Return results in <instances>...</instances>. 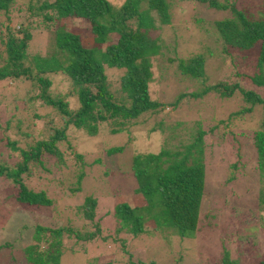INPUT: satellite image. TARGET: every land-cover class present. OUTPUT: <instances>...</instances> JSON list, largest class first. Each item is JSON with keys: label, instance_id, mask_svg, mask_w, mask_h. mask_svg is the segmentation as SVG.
Listing matches in <instances>:
<instances>
[{"label": "rangeland", "instance_id": "1", "mask_svg": "<svg viewBox=\"0 0 264 264\" xmlns=\"http://www.w3.org/2000/svg\"><path fill=\"white\" fill-rule=\"evenodd\" d=\"M29 1L14 0L10 20L0 14V24H9L20 31L19 36L27 28L28 54L49 57L52 52L49 43L54 35L44 29L33 30L40 19L32 18L27 12ZM31 1L36 5L38 0ZM107 1L117 10L126 0ZM168 3L170 25H161L151 12L156 26H160L153 36L160 34L165 38L160 42L161 54L150 58L152 81L148 85L150 99L164 106L127 124L118 134H112V128L105 123L93 137L68 126L65 140L57 143L64 157L59 160L44 155L39 163L30 164L27 176H21L28 189L44 192L52 204L43 213L34 210L40 215L27 213L23 210L26 208L9 199L8 181L0 178V246L8 243L0 249V264L25 263L20 248L32 243L30 236L38 225L71 230L69 236L64 235L59 264H222L224 253L230 264H261L264 173L261 179L252 136L256 131L264 132V109L257 105L251 113L243 114L240 111L248 106L238 93L218 98L211 96H217L212 91L204 92L207 83L222 80L237 82L245 90L258 91L248 79L242 78L256 71L254 62L243 65L238 59L234 67L228 57H208L209 52L216 56L220 47L212 24L231 18L229 9L217 10L196 0H168ZM228 4L245 8L255 18L264 11L263 0H228ZM139 8L145 10L146 4L141 2ZM62 25L65 31L80 35L85 47H94V38L86 23L68 20ZM1 33H5L4 28ZM4 49V43H0V53ZM197 54L206 57V83L183 79L176 69L180 59L188 60ZM4 63L5 57H2L0 66ZM24 65L28 67L29 63ZM236 71L242 76H233ZM123 74L124 70L105 68L111 90L118 87ZM47 77L51 95H69L71 82L65 74L49 73ZM29 90V81L25 80L0 83V164L7 167H15L21 158L5 145L6 141L26 149L32 139H44L54 126L61 128L65 122L45 100L31 101L30 98L38 97L39 91L29 93ZM196 93H202V97ZM260 94L263 96L264 89ZM177 99L176 104L169 106ZM66 102L71 111L79 107L75 96L67 97ZM235 113L240 114L231 116ZM18 120H21L19 126ZM199 131L203 133L201 162L205 187L196 234L180 238L174 228L159 225L155 229L151 220L146 223L145 233L137 238L115 232L113 208L123 202L131 204L136 188L131 170L133 157L158 154L161 150L183 153ZM113 148L122 150L108 155L107 151ZM197 156L195 153L196 159ZM10 186L11 195L16 196L18 187ZM86 197L97 201L92 220L85 218L82 208ZM89 235L92 236L89 240L82 238Z\"/></svg>", "mask_w": 264, "mask_h": 264}, {"label": "trees", "instance_id": "2", "mask_svg": "<svg viewBox=\"0 0 264 264\" xmlns=\"http://www.w3.org/2000/svg\"><path fill=\"white\" fill-rule=\"evenodd\" d=\"M196 1L207 3L217 10L229 9L231 12V18L212 24L220 47L216 56L209 52L208 57H228L234 67L238 64V59L243 65L254 62L256 71L252 75L242 76L236 71L233 76H242L259 89L245 90L237 82L222 80L207 83L204 92L212 91L217 96H211L218 98H229L238 93L248 106L240 111L243 114L251 113L257 105L264 109V94H260L264 89V11L255 18L245 8L238 9L234 4H228V0ZM13 2L14 0H0V14L7 21L11 17ZM141 2L146 4L145 10H140ZM170 6L168 0H126L117 10H113L107 0H38L36 5L30 0L27 12L32 18L40 19L33 30L44 29L54 35L49 43L52 50L49 57L28 54L30 33L27 28L19 36L20 31H15L9 24H0V43L5 45L4 52L0 53V59L5 57V63L0 66V83L8 80L18 83L21 80L29 81L28 92L39 91L38 97L30 100H45V104L54 108L65 121L61 128L54 126L44 139H32L26 149L15 144L11 146L6 141L8 148L18 152L21 162L15 167L0 164V178L8 181L9 199L13 198L18 206L26 208L24 211L40 215L34 210L43 213L52 205L44 192L28 189L21 176H27L30 164L39 163V158L44 155H52L59 160L64 157V153L57 148V143L65 140V129L68 126L93 137L97 135L99 126L105 123L112 128V134H118L124 131L127 124L164 106L161 102L151 100L148 91V85L152 81L150 58L161 54L160 42L165 38H161L160 34L153 36V32H157L160 26H156L151 12L156 14L161 25H170ZM68 20H80L88 25L89 34L94 38V47H85L80 35L65 31L62 24ZM2 28L5 29L4 34L1 33ZM102 45H105L103 49L100 48ZM205 59L204 54H197L188 60L180 59L176 66L179 76L206 83ZM25 62L29 63L28 67H25ZM105 68L124 70L115 90H111L107 82ZM59 72L70 80V93L54 97L49 92L50 80L47 74ZM197 94L202 97V93ZM70 96H75L78 101L79 107L75 111H71L66 102V98ZM177 101L178 99L169 106ZM21 108H24V103ZM20 123L21 120H18L17 126ZM24 135L28 137L27 133ZM202 136L203 133L199 131L193 143L183 153L172 154L161 150L158 154L133 157L131 170L136 188L131 204L123 202L113 208L115 232H124L137 238L145 233L146 223L151 220L155 229L158 230L159 225L174 228L180 238L196 234L200 228L199 209L205 187V170L201 162ZM252 137L258 169L263 179L264 132L256 131ZM121 150L122 148H113L107 154H117ZM195 153L199 155L197 159L194 157ZM10 185L18 187L16 196L11 195ZM96 205L95 199H84L82 208L87 220L93 219ZM70 231L65 228L36 226L30 236L32 243L20 248L24 254V264H59L62 241ZM91 235L82 238L89 240ZM75 236L80 238L78 234ZM222 264H230L227 253L223 254ZM261 264H264V259Z\"/></svg>", "mask_w": 264, "mask_h": 264}, {"label": "clouds", "instance_id": "3", "mask_svg": "<svg viewBox=\"0 0 264 264\" xmlns=\"http://www.w3.org/2000/svg\"><path fill=\"white\" fill-rule=\"evenodd\" d=\"M7 244H8V243H7ZM7 244H4V245H2L1 247H3V246H4L3 248H5V247H7V246H5V245H7ZM13 257H15V256H13Z\"/></svg>", "mask_w": 264, "mask_h": 264}]
</instances>
